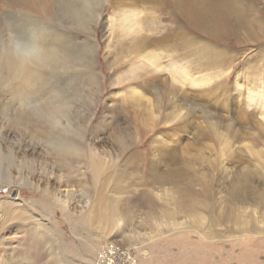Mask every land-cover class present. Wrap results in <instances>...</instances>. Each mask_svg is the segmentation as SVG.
Masks as SVG:
<instances>
[{
  "label": "rangeland",
  "instance_id": "rangeland-1",
  "mask_svg": "<svg viewBox=\"0 0 264 264\" xmlns=\"http://www.w3.org/2000/svg\"><path fill=\"white\" fill-rule=\"evenodd\" d=\"M234 1L217 38L179 0H0L10 34L73 38L45 70L59 111L30 103L28 136L0 84V264H264V200L229 199L235 174L264 192V0Z\"/></svg>",
  "mask_w": 264,
  "mask_h": 264
},
{
  "label": "bare ground",
  "instance_id": "bare-ground-1",
  "mask_svg": "<svg viewBox=\"0 0 264 264\" xmlns=\"http://www.w3.org/2000/svg\"><path fill=\"white\" fill-rule=\"evenodd\" d=\"M233 1L213 7L210 6L211 4H208V0H179V4L183 7L185 6V10H184L185 14L194 25L198 26L199 29L203 31H205V29L209 30L208 34L212 33L217 38H223L228 32L225 29L226 23L230 24L233 21L236 25H239L243 22V16L246 13V10H243L241 8L240 1H234V2ZM6 2L8 6L26 10L30 6L31 0H6ZM55 2H58V0H55ZM187 5L189 7H187ZM211 15L215 18L216 21L214 23L217 26L219 25V29L209 20ZM78 17L79 16L77 13L71 11L70 17L67 18L68 19L67 22L69 26H71L72 23H74V25L78 23L77 22ZM8 26L9 25L7 22H1L0 19V33L4 32V38L0 34V84L4 88V97H9V101H12L11 105L15 106L14 111L16 112V115L13 117L12 123L16 126L20 125L21 127H23L24 131L26 132L25 133L26 135L25 134L24 135L28 136V132H30L31 128H33L34 130L37 129L36 128L37 126L31 123V121H29V116L25 112L28 111V109L30 108V103L39 102L41 104L42 103L41 101H43V105L48 104L50 105L52 110L59 111V106H58L59 102L58 103L55 102V96L52 91H51L52 96L45 98L47 95V91H44V86L47 84L45 70H49L51 67L57 64L59 60L63 59L65 55L67 56V52L69 51V48H67V46L68 44H72L73 38L70 34L65 35L59 32L56 33L53 31L50 32L48 27L43 28V26L38 27L37 25L24 31L21 34V35L24 34V36H21L20 34L12 35L15 32V30L11 29L12 34H10L9 33L10 29H8L9 28ZM79 26H78L79 29H81L84 32L91 31V27L87 28V25L86 26L79 25ZM211 26L213 27L212 31H211ZM260 103L262 104L261 107L262 110L260 113L261 119L259 120L260 122L259 124L262 125L263 127L262 130L264 131V102L262 101V99H260ZM12 107L13 106H11V108ZM209 126H210L209 129L213 131L214 135L218 136L219 142L224 143L228 141V139L225 136H223L221 133L219 134V132L216 131L217 130L216 123L209 122ZM226 127H228L227 129L228 133L229 132L234 133L233 131L234 128L232 127L231 124H227ZM249 133L254 135L257 134L255 132H249ZM66 151L67 152L65 153H68V150ZM71 151L72 150H70L69 152ZM100 170L101 168H99L96 164H92V171L94 177L95 176L98 177L101 174ZM192 177L193 176H191V178L184 179L182 187H184L185 190L190 188L188 186L194 185L193 181L198 182L199 180L198 177H193V178ZM203 177L202 180L205 179ZM173 180L176 181L175 179ZM174 181H172V183L174 187L177 188L178 190V185L180 184V182L176 181L177 183H175ZM191 181L193 183H191ZM231 181L234 184L233 190L231 191L232 192L231 196L229 198L232 204L235 203L246 204L247 202H252V201L255 202L259 201L260 203L261 201L264 200V192L263 191L256 192L250 189V185L248 183L249 180L247 179V176L244 175L243 173H240V175L235 174V176L232 178ZM173 199L175 200L174 197ZM8 205H11V203H9ZM194 207H195L194 205L190 206V208L194 209L193 215L197 216L199 221L205 219L201 213H198L196 211ZM186 211H190V210H186ZM113 250L114 249L111 247L108 249L107 253H113Z\"/></svg>",
  "mask_w": 264,
  "mask_h": 264
},
{
  "label": "built area",
  "instance_id": "built-area-1",
  "mask_svg": "<svg viewBox=\"0 0 264 264\" xmlns=\"http://www.w3.org/2000/svg\"><path fill=\"white\" fill-rule=\"evenodd\" d=\"M116 256H117V252L107 253V248H106L105 252L103 251V253L99 256V258L103 260L105 263L107 262L112 263L116 259Z\"/></svg>",
  "mask_w": 264,
  "mask_h": 264
}]
</instances>
